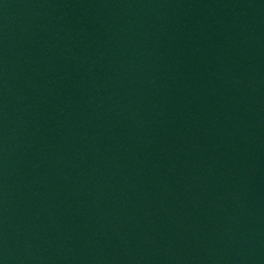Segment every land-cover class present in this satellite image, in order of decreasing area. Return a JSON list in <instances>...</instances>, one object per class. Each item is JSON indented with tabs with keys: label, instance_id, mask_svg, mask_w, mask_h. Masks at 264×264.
<instances>
[{
	"label": "water",
	"instance_id": "obj_1",
	"mask_svg": "<svg viewBox=\"0 0 264 264\" xmlns=\"http://www.w3.org/2000/svg\"><path fill=\"white\" fill-rule=\"evenodd\" d=\"M0 264H264V0H0Z\"/></svg>",
	"mask_w": 264,
	"mask_h": 264
}]
</instances>
